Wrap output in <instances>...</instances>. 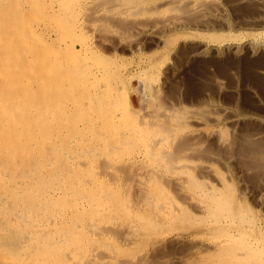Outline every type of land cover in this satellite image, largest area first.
Masks as SVG:
<instances>
[{"label": "rangeland", "instance_id": "374dc122", "mask_svg": "<svg viewBox=\"0 0 264 264\" xmlns=\"http://www.w3.org/2000/svg\"><path fill=\"white\" fill-rule=\"evenodd\" d=\"M88 1L0 0V264H32L36 254L47 264H264V0ZM84 4L92 9L100 5L101 13L106 11L101 30L84 26L91 20L80 14L86 11ZM198 5L202 12L194 11ZM118 13L122 16L116 17ZM107 28L120 31L121 36ZM137 32V39L127 37ZM132 124L140 131L130 129ZM43 128L46 134L41 136ZM42 137L47 140L41 146ZM106 155L117 161L127 156L143 159L159 174L146 171L145 177V171L122 167L117 180L100 176ZM83 159L87 165L81 164ZM180 162L187 165L179 167ZM41 242L44 252H38ZM54 250L55 261L49 262ZM90 257L98 259L92 263Z\"/></svg>", "mask_w": 264, "mask_h": 264}, {"label": "bare ground", "instance_id": "6f19581e", "mask_svg": "<svg viewBox=\"0 0 264 264\" xmlns=\"http://www.w3.org/2000/svg\"><path fill=\"white\" fill-rule=\"evenodd\" d=\"M38 1H40V0H37V2ZM49 1V0H48ZM52 1V0H51ZM90 1V0H89ZM88 1V2H89ZM109 1V0H108ZM175 1V0H174ZM86 2V1H85ZM100 2V1H99ZM173 2V1H172ZM171 2V3H172ZM214 2H215V0H214ZM36 3V2H35ZM90 3V2H89ZM93 3V2H92ZM176 3V2H175ZM191 3V2H190ZM198 3V2H197ZM202 3V2H201ZM218 2H216V4H217ZM95 4V3H94ZM211 4H212V2H211ZM56 5V4H55ZM85 5V4H84ZM89 5H91V4H89ZM87 6V4L84 6V8H85V12L84 13H80V14H82V17L83 16H85V17H90L91 18V20H89V22L85 25L84 24V26L86 27V28H93V29H97L98 30V28H99V30H101L102 29V27H104L103 26V19H104V15H103V13H105V12H103V13H101L102 11V8H100L99 9V6H98V8L96 9H92L93 7H91V6ZM51 6V5H50ZM57 6H58V4H57ZM95 6V5H94ZM102 6V5H101ZM111 6V5H110ZM78 7V6H77ZM106 7V6H105ZM172 7H173V5H172ZM172 7H170V10H171V8ZM125 8V7H124ZM149 8V7H148ZM176 9H180L179 7L177 8V7H175ZM174 8V9H175ZM108 9V8H107ZM110 9V8H109ZM147 9V8H146ZM156 9V8H155ZM181 9H183L184 10V8H182L181 7ZM189 9V8H188ZM203 9H204V7H203ZM82 10H84V9H82ZM121 10V9H120ZM128 10V9H127ZM186 10V9H185ZM190 10V9H189ZM110 11V10H109ZM117 11V10H116ZM178 11V10H177ZM194 11L195 12H202V7L200 6V5H198L197 7H195L194 8ZM70 12V11H69ZM120 12H122V11H120ZM133 12V11H132ZM7 13H8V11H7ZM109 13V12H108ZM112 13V12H111ZM126 13V12H125ZM62 14V13H61ZM67 14V13H66ZM133 15V14H132ZM113 16V15H112ZM116 17L117 16H122V15H119V13L118 14H116L115 15ZM178 16H180V15H178ZM109 17V16H108ZM124 17V16H123ZM172 17V16H171ZM84 18V17H83ZM181 18V17H180ZM66 19V18H65ZM85 19V18H84ZM107 19V18H106ZM109 19V18H108ZM117 19V18H116ZM6 20V19H5ZM82 20V19H81ZM86 20V19H85ZM134 20V19H133ZM132 20V21H133ZM186 20V19H185ZM158 21V20H157ZM134 22V21H133ZM173 22V21H172ZM171 22V23H172ZM81 23H82V21H81ZM86 23V22H85ZM119 23V22H118ZM121 23V22H120ZM124 23V22H123ZM168 23V22H167ZM26 24V23H25ZM135 24V23H134ZM149 24V23H148ZM79 25H81V24H79ZM144 25V24H143ZM120 26V25H119ZM125 26H128V25H125ZM107 27V26H106ZM27 28H29V26L27 27ZM51 28V27H50ZM77 28V27H76ZM80 28V27H79ZM108 29V28H107ZM110 29V28H109ZM108 29V31L105 29V31H107V32H111L112 34H114V36H118V35H120L121 36V33H120V31L118 32V31H116L114 28V30L113 29H110L109 30ZM153 29V28H152ZM29 30V29H28ZM87 30V29H86ZM96 30V31H97ZM125 30V29H124ZM27 31V30H26ZM62 31V30H61ZM60 31V32H61ZM94 30H92V32H93ZM140 31V30H139ZM142 31V30H141ZM79 32V31H78ZM87 32V31H86ZM144 32V31H143ZM32 33V32H31ZM20 34V33H19ZM27 34H28V31H27ZM61 34V33H60ZM80 34V33H79ZM87 34V33H86ZM64 35V34H63ZM140 35V33L139 32H137V33H135V34H130V35H128L127 37H129L131 40H134V39H137L138 38V36ZM25 36H26V34H25ZM23 39V38H22ZM116 39V38H115ZM58 40V39H57ZM20 41V40H19ZM11 42H12V40H11ZM60 42V41H59ZM46 43V42H45ZM43 44V43H42ZM47 44V43H46ZM31 45V44H30ZM44 45V44H43ZM23 46V45H22ZM45 46V45H44ZM48 46H50V45H48ZM62 46V45H61ZM18 47H20V46H18ZM38 47V46H37ZM46 47V46H45ZM55 47V46H54ZM67 47H69V46H67ZM52 48V47H51ZM83 48V47H82ZM54 49V48H53ZM57 49V48H56ZM69 49V48H68ZM71 49V48H70ZM88 49V48H87ZM19 50V49H18ZM20 50H21V48H20ZM41 50H42V48H41ZM29 51V50H28ZM38 51V50H37ZM69 51H71V50H69ZM83 51V50H82ZM21 52H23V51H21ZM25 52V51H24ZM40 52V51H39ZM42 52V51H41ZM52 52H53V50H52ZM55 53V52H54ZM58 53H59V51H58ZM81 53V52H80ZM84 53V52H83ZM24 54V53H23ZM26 54V53H25ZM24 54V55H25ZM76 54H77V52H76ZM1 55V54H0ZM85 55V54H84ZM61 56H62V53H61ZM1 57V56H0ZM3 57V56H2ZM18 57V56H17ZM26 57H28V55H26ZM63 57V56H62ZM98 57V56H97ZM53 58V57H52ZM59 58V57H58ZM99 58V57H98ZM101 58V57H100ZM1 59V58H0ZM26 59V58H25ZM49 59V58H48ZM57 59V58H56ZM37 60H38V58H37ZM63 60V59H62ZM66 60V59H65ZM100 60V59H99ZM16 61V60H15ZM29 61V60H28ZM47 61V60H46ZM101 61V60H100ZM2 62V61H1ZM10 62H12V61H10ZM43 63H44V61H42ZM48 62V61H47ZM55 62V61H54ZM59 60H58V63L57 64H59ZM62 62V61H61ZM76 62V61H75ZM83 62V61H82ZM90 62H91V60H90ZM9 63V62H8ZM8 63L6 64V66H8ZM13 63V62H12ZM30 63V62H29ZM63 63V62H62ZM65 63H66V61H65ZM68 63V62H67ZM84 63V62H83ZM88 63V62H87ZM38 64H39V62H38ZM51 64V63H50ZM49 64V65H50ZM55 64V63H54ZM94 63H92V65H93ZM28 65V64H27ZM44 65H46V64H44ZM53 65V64H52ZM112 65V64H111ZM110 65V66H111ZM5 66V65H4ZM30 66V65H29ZM60 66H62V65H60ZM78 66V65H77ZM102 66V65H101ZM52 67V66H51ZM17 68V67H16ZM46 68V67H45ZM47 68H48V66H47ZM57 67H55V69H56ZM61 68V67H60ZM82 68V67H81ZM0 69H1V66H0ZM5 69H6V67H5ZM28 69V68H27ZM36 69V68H35ZM62 69H63V67H62ZM83 69V68H82ZM95 69V68H94ZM18 70V69H17ZM34 70V69H33ZM49 70H50V68H49ZM61 70V69H60ZM76 70V69H75ZM74 70V71H75ZM107 70V69H106ZM28 71V70H27ZM32 71V70H31ZM42 71V70H41ZM29 72V71H28ZM48 72V71H47ZM53 72V71H52ZM56 72V71H55ZM66 72V71H65ZM95 72H96V70H95ZM105 72V71H104ZM9 73V72H8ZM11 73V72H10ZM33 73V72H32ZM54 73V72H53ZM101 73V72H100ZM107 73V72H106ZM3 74V73H2ZM62 74V73H61ZM110 74V73H109ZM7 75V74H6ZM17 75V74H16ZM89 75H91V74H89ZM9 76V75H8ZM69 76V75H68ZM78 76H79V74H78ZM107 76V75H106ZM1 77H3V76H1ZM0 77V78H1ZM61 77V76H60ZM63 77V76H62ZM76 77V76H75ZM90 77V76H89ZM71 78V77H70ZM92 78V77H91ZM122 78V77H121ZM125 78V77H124ZM143 78V77H142ZM81 79H83V78H81ZM85 79V78H84ZM104 79H106V77L104 78ZM103 78H102V80H104ZM129 79V78H128ZM70 80V79H69ZM126 80V79H125ZM61 81H62V79H61ZM64 81V80H63ZM81 81V80H80ZM83 81V80H82ZM111 81V80H110ZM110 81L108 82V83H110ZM119 81V80H118ZM1 82H2V79H1ZM123 82H124V80H123ZM100 83V82H99ZM99 83H98V85H99ZM113 83H114V81H113ZM117 83V82H116ZM154 83V82H153ZM45 84V83H44ZM119 84V83H118ZM121 84V83H120ZM33 85V84H32ZM48 85H49V83H48ZM109 85V84H108ZM113 85H115V84H113ZM46 86V85H45ZM44 86V87H45ZM101 86H102V84H101ZM107 86V85H106ZM105 87V86H104ZM114 87V86H113ZM112 87V88H113ZM117 87H119V86H117ZM29 88V87H28ZM97 88V87H96ZM99 88V87H98ZM101 88V87H100ZM99 88V89H100ZM107 88H108V86H107ZM111 88V87H110ZM123 88V87H122ZM24 89H26L25 87H24ZM74 89H75V86H74ZM102 89H103V86H102ZM116 89V88H115ZM171 89V88H170ZM1 91H2V89H0ZM90 90V89H89ZM118 88H117V92H118ZM124 90H126V89H123V91ZM157 90V89H156ZM172 90V89H171ZM74 91V90H73ZM76 91V90H75ZM84 91V90H83ZM98 91V90H97ZM103 91H105V90H103ZM103 91H101L100 93L102 94V92ZM120 91V90H119ZM44 92V91H43ZM106 92H107V90H106ZM122 92V91H121ZM45 93H47V92H45ZM73 93V92H72ZM78 93V92H77ZM76 93V94H77ZM112 93V92H111ZM122 93H124V92H122ZM24 94V93H23ZM31 94V93H30ZM36 94V93H35ZM76 94H74V95H76ZM83 95H84V93H82ZM81 94V95H82ZM92 94V96H93V92L91 93ZM106 94V93H105ZM108 94H110V92L109 93H107L106 95H108ZM160 94V93H159ZM5 95V94H4ZM8 95V94H7ZM26 95V94H25ZM49 95V94H48ZM73 95V94H72ZM77 95H79V94H77ZM80 95V96H81ZM97 94H95L93 97H95ZM102 95H104V93L102 94ZM101 95V96H102ZM115 95V94H114ZM126 96H127V94H125ZM1 96V95H0ZM20 96V95H19ZM32 96V95H31ZM111 96V95H110ZM116 96V95H115ZM114 96V97H115ZM35 97H36V95H35ZM47 97H49V96H47ZM74 97V96H73ZM82 97H84V96H82ZM98 97V96H97ZM97 97H95V98H97ZM106 97V96H105ZM113 97V96H112ZM2 98V97H1ZM7 98V97H6ZM3 99V98H2ZM5 99V98H4ZM14 99V98H13ZM12 99V100H13ZM27 99V98H26ZM30 100H31V98H29ZM107 99H108V97H107ZM122 99V98H121ZM11 100V101H12ZM24 100V99H23ZM22 100V101H23ZM29 100V101H30ZM36 100H37V97H36ZM61 100H63L62 98H61ZM97 100V99H96ZM153 100H155V99H153ZM8 101H10V100H8ZM10 101V102H11ZM43 101H46L45 99H43ZM50 101V100H49ZM58 101V100H57ZM74 101H75V98H74ZM81 101V100H80ZM92 101V100H91ZM94 101H95V99H94ZM102 101H103V99H102ZM109 101V100H108ZM107 101V102H108ZM160 101V100H159ZM34 102H37V101H34ZM39 102H40V100H39ZM68 102V101H67ZM78 102V101H77ZM85 102V101H84ZM96 102V101H95ZM94 102V103H95ZM122 102V101H121ZM126 102H127V100H126ZM41 103H42V99H41ZM41 103H40V105H41ZM53 103H55V102H53ZM97 103V102H96ZM110 103V102H109ZM112 103V102H111ZM20 104V103H19ZM45 104V103H44ZM68 104V103H67ZM71 104V103H70ZM85 104V103H84ZM83 104V105H84ZM101 104V103H100ZM105 104V103H104ZM121 104V103H120ZM9 105V104H8ZM23 105V104H22ZM31 105H32V103H31ZM35 105V104H34ZM42 105H43V103H42ZM47 105H48V103H47ZM60 105V104H59ZM81 105V104H80ZM94 105V104H93ZM98 105V104H97ZM102 105V104H101ZM106 105V104H105ZM10 106V105H9ZM18 106V105H17ZM29 106V105H28ZM27 106V107H28ZM44 106V105H43ZM50 106V105H49ZM76 106V105H75ZM85 106V105H84ZM107 106V105H106ZM105 106V107H106ZM120 106V105H119ZM125 106V105H124ZM124 106H122V107H124ZM150 106V105H149ZM38 107H39V110H40V106L38 105ZM60 107V106H59ZM87 107V106H86ZM85 107V108H86ZM88 107H90V105L88 106ZM104 107V108H105ZM160 107V106H159ZM164 107V106H163ZM169 107V106H168ZM26 108V107H25ZM31 108V107H30ZM29 108V109H30ZM45 108V107H44ZM62 108V107H61ZM64 108V107H63ZM69 108H71V107H69ZM80 108V107H79ZM83 107H81V109H82ZM127 108V107H126ZM173 108V107H172ZM171 108V109H172ZM185 108V107H184ZM184 108H183V110H184ZM23 109V108H22ZM49 109V108H48ZM52 109V108H51ZM50 109V110H51ZM58 109V108H57ZM101 110H102V107L100 108ZM100 109L98 110V111H100ZM119 109V108H118ZM122 109V108H121ZM151 109V108H150ZM164 109H166V108H164ZM163 109V110H164ZM8 110H10L9 108H8ZM12 110V109H11ZM18 110V109H17ZM36 110V109H35ZM44 110V109H43ZM61 110V109H60ZM66 109H64V112H66L65 111ZM77 110V109H76ZM79 110V109H78ZM91 110V109H90ZM94 109H92V111H93ZM96 110V109H95ZM105 110V109H104ZM145 110V109H144ZM152 110H153V108H152ZM156 110H157V108L154 110L155 112H156ZM202 110V109H201ZM23 111H25V110H23ZM31 111H32V109H31ZM42 111V110H41ZM58 111V110H57ZM56 111V112H57ZM62 111V110H61ZM68 111H70L69 109H68ZM72 111H73V108H72ZM80 111V110H79ZM115 111V109L113 110V112ZM129 111V110H128ZM127 111V112H128ZM148 111H149V109H148ZM170 111V110H169ZM191 111V110H190ZM0 112H2V111H0ZM14 111H12V113H13ZM25 112H27V110L25 111ZM35 112V111H34ZM54 112V111H53ZM82 112V111H81ZM89 112V111H88ZM107 112V111H106ZM124 112V111H123ZM153 112V111H152ZM192 112V111H191ZM200 112V111H199ZM20 113V112H19ZM22 113V112H21ZM21 113H20V117H21ZM37 113V112H36ZM35 113V114H36ZM41 113V112H40ZM50 112H48V114H49ZM60 113V112H59ZM94 113V111L92 112V114ZM100 113H101V111H100ZM105 113V112H104ZM110 113H112V112H110ZM140 113H141V110H140ZM149 113V112H148ZM171 113V112H170ZM198 113V112H197ZM5 114V113H4ZM27 114V113H26ZM32 114H34V113H32ZM44 114H46L45 112H44ZM64 114V113H63ZM73 114H74V112H73ZM76 114V113H75ZM79 114V113H78ZM92 114H90V116H92ZM128 114H130V111H129V113ZM143 114H147V113H143ZM158 114H159V112H158ZM164 114V113H163ZM166 114V113H165ZM168 114V113H167ZM172 115H173V113H171ZM171 114H169V115H171ZM52 115H53V113H52ZM61 115V114H60ZM60 115H58L59 117H60ZM81 115V114H80ZM106 115V114H105ZM108 115V114H107ZM106 115V116H107ZM126 115V114H125ZM139 115V114H138ZM137 115V116H138ZM24 116V114L22 115V117ZM30 116V115H29ZM37 116H38V113H37ZM43 116V115H42ZM66 116V115H65ZM65 116H64V118H65ZM73 116V115H72ZM87 116V115H86ZM86 116H84V117H86ZM94 116V115H93ZM97 116H99L98 114H97ZM124 116V115H123ZM140 116V115H139ZM138 116V117H139ZM142 116H144V115H142ZM8 117H9V115H8ZM8 117H6V118H8ZM12 117V116H11ZM10 117V118H11ZM34 117V116H33ZM40 117H41V115H40ZM102 117V116H101ZM104 117V116H103ZM111 117H112V115H111ZM114 117H115V115H114ZM117 117V116H116ZM126 117H127V115H126ZM135 117V116H134ZM146 117H147V115H146ZM158 117V116H157ZM162 117V116H161ZM165 117V116H164ZM25 118V117H24ZM52 118V116L51 117H49V119H51ZM57 118V117H56ZM83 118V117H82ZM91 118V117H90ZM90 118H88V120L90 119ZM98 118V117H97ZM119 118V117H118ZM118 118H117V120H118ZM124 118V117H123ZM150 118V117H149ZM160 118V117H159ZM168 116H167V120H168ZM17 119H19V118H17ZM48 119V118H47ZM61 119V118H60ZM69 119V118H68ZM67 119V120H68ZM120 119H121V117H120ZM120 119L118 120V121H120ZM213 119V118H212ZM1 120V119H0ZM11 120V119H10ZM52 120V119H51ZM80 120V119H79ZM91 121H93V119H90ZM89 120V121H90ZM95 120V119H94ZM99 120V119H98ZM102 120V119H101ZM105 120H107V119H105ZM109 120V119H108ZM132 120V119H131ZM136 120V119H135ZM139 120H141V122H139L140 124L143 122L142 121V118H140ZM149 120H151V119H149ZM154 120V119H153ZM3 121V120H2ZM6 121V120H5ZM50 121V120H49ZM87 121V120H86ZM91 121H90V123H91ZM100 121V120H99ZM104 121V120H103ZM101 122L102 124L103 123H105V122ZM111 121V120H110ZM122 121V120H121ZM155 121V120H154ZM194 121V120H193ZM1 122V121H0ZM14 122V121H13ZM51 122V121H50ZM63 122V121H62ZM95 122V121H94ZM150 122H152V121H150ZM3 123V122H2ZM12 122H10V124H11ZM55 123V122H54ZM77 123H78V121H77ZM87 123V122H86ZM136 123V122H135ZM158 123V122H157ZM6 124L8 125V123L6 122ZM31 124H32V122H31ZM80 124V123H79ZM83 124V123H82ZM87 124H89V123H87ZM97 124H100L99 122L97 123ZM112 124V123H111ZM115 124V123H114ZM143 124V123H142ZM149 124V123H148ZM156 124V123H155ZM186 124V123H185ZM196 124V123H195ZM22 125H23V123H22ZM27 125V124H26ZM93 125V124H92ZM106 125V124H105ZM104 125V126H105ZM113 125V124H112ZM129 125H130V123H129ZM132 125H134V128H130V129H135V131H137V129H139V128H136L135 126V124H132ZM157 125H159L160 126V124L158 123ZM20 126V125H19ZM109 126V125H108ZM108 126H106V127H108ZM118 126V125H117ZM117 126H116V128H117ZM121 126V125H120ZM123 126V125H122ZM167 126V125H166ZM31 127H32V125H31ZM88 127V126H87ZM93 127V126H92ZM98 127V126H97ZM14 128V127H13ZM12 128V129H13ZM17 128V127H16ZM26 128V127H25ZM51 128H53V126H51ZM86 128V127H85ZM115 128V129H116ZM146 128V127H145ZM148 128H149V126H148ZM147 128V129H148ZM152 128V127H151ZM154 128H156V127H154ZM159 128H161V126L160 127H158V129ZM164 128V127H163ZM167 128H168V126H167ZM34 129V128H33ZM58 129V128H57ZM82 129H84V128H82ZM99 129V128H98ZM104 129H105V127H104ZM6 130V129H5ZM4 130V131H5ZM15 130V129H14ZM13 130V131H14ZM117 130H119V132H120V129H117ZM126 130V129H125ZM124 130V132H126ZM46 131V129L45 128H43L42 130H40L39 132H40V135L42 136V135H45L46 133H44ZM55 131V130H54ZM64 131V130H63ZM107 131H108V128H107ZM106 131V132H107ZM139 131H140V129H139ZM168 131V130H167ZM255 131V130H254ZM10 132H11V130H10ZM23 132V131H22ZM53 132V131H52ZM72 132H74V131H72ZM71 132V133H72ZM98 132V131H97ZM118 132V131H117ZM117 132H115V135H117V137H118V134H116ZM145 132V131H144ZM218 132V131H217ZM1 133V132H0ZM5 133V132H4ZM12 133V132H11ZM17 133V132H16ZM35 133V132H34ZM54 133V132H53ZM100 133H102V132H100ZM114 133V132H113ZM134 133V132H133ZM143 133V132H142ZM158 133V132H157ZM55 134V133H54ZM73 134V133H72ZM166 134V133H165ZM9 135V134H8ZM10 135H13V133L12 134H10ZM9 135V136H10ZM19 135V134H18ZM36 135H37V133H36ZM69 135V134H68ZM101 135H104V133H102ZM130 135V134H129ZM151 134H149V136H150ZM15 136V135H14ZM17 136V135H16ZM15 136V137H16ZM49 135H46V137L45 138H47ZM54 136V135H53ZM57 136V135H56ZM71 136V135H70ZM96 136V135H95ZM110 136V135H109ZM127 136V135H126ZM220 136V135H219ZM13 137V136H12ZM11 137V138H12ZM36 137V136H35ZM40 137V136H39ZM63 137V136H62ZM66 137V136H65ZM114 138H116L115 136H113ZM190 137V136H189ZM25 138V137H24ZM44 137H42L41 138V140L39 139V142L41 143V146L43 145V143L47 140V139H45V141H44V139H43ZM76 138V137H75ZM86 138H88V137H86ZM121 138V137H120ZM123 138V137H122ZM128 138V137H127ZM133 138V137H132ZM165 138V137H164ZM171 137H169V139H170ZM179 138V137H178ZM8 139V138H7ZM14 139V138H13ZM20 139H22V138H20ZM27 139V138H26ZM32 139H34V137H32ZM77 139V138H76ZM130 139V138H129ZM146 139V138H145ZM144 139V140H145ZM158 139H159V137H158ZM169 139H168V141H169ZM10 140V139H9ZM9 140H7V141H9ZM58 140V139H57ZM68 140V139H67ZM86 140V139H85ZM119 140V139H118ZM134 140V139H133ZM148 140H149V138H148ZM175 140V139H174ZM173 140V141H174ZM197 140V139H196ZM6 141V142H7ZM16 141V140H15ZM28 141V140H27ZM53 141V140H52ZM77 141V140H76ZM81 141V140H80ZM89 141V140H88ZM129 141H131V140H129ZM137 141V140H136ZM159 141V140H158ZM11 142H14L13 140H11ZM26 142V141H25ZM24 142V143H25ZM33 142V141H32ZM64 142H66V141H64ZM69 142V141H68ZM91 142H92V140H91ZM97 142V141H96ZM95 142V143H96ZM126 141H124L123 143H125ZM155 142V141H154ZM18 143V142H17ZM27 143V142H26ZM28 143H29V141H28ZM53 143H55L54 141H53ZM120 143V142H119ZM131 143V142H130ZM135 143V142H134ZM147 143H148V141H147ZM169 143H170V141H169ZM189 143H191V142H189ZM6 144V143H5ZM4 144V145H5ZM34 144V143H33ZM45 144V143H44ZM60 144H61V142H60ZM158 144V143H157ZM221 144V143H220ZM12 145V144H11ZM14 145V144H13ZM16 145V144H15ZM14 145V146H15ZM28 145V144H27ZM32 145V144H31ZM36 145V144H35ZM55 145V144H54ZM65 145V144H64ZM64 145H63V147H64ZM75 144L73 143V146H74ZM80 145V144H79ZM82 145H84V144H82ZM81 145V146H82ZM138 145V144H137ZM140 145V144H139ZM153 145V144H152ZM185 145V144H184ZM192 145V144H191ZM250 145V144H249ZM17 146V145H16ZM60 146V145H59ZM95 146V145H94ZM128 146V145H127ZM154 146H155V144H154ZM171 146V145H170ZM188 146H190V145H187V147ZM197 146V145H196ZM5 147V146H4ZM18 147V146H17ZM25 147V146H24ZM54 147H56V145L54 146ZM72 147V146H71ZM96 147V146H95ZM99 147V146H98ZM110 147V146H109ZM112 147V146H111ZM124 147H126V146H124ZM134 147H137V146H135L134 145ZM167 147V146H166ZM180 147V146H179ZM185 147V146H184ZM224 147V146H223ZM227 147V146H226ZM251 147H252V145H251ZM13 148H15V147H13ZM27 148H29V147H27ZM27 148H26V150H27ZM33 148V147H32ZM39 148H40V146H39ZM49 148H52V147H49ZM48 148V149H49ZM58 148H60V147H58ZM58 148H57V150H58ZM91 148V147H90ZM119 148V147H118ZM138 148V147H137ZM181 148V147H180ZM204 148V147H203ZM19 149V148H18ZM48 149L45 151V152H47L48 151ZM56 149V148H55ZM64 149V148H63ZM69 149H71V148H69ZM80 149V148H79ZM88 149V148H87ZM92 149V148H91ZM90 149V150H91ZM97 149V148H96ZM115 149V148H114ZM134 149V148H133ZM154 149V148H153ZM153 149H151V150H153ZM178 149V148H177ZM182 149H183V147H182ZM186 149V148H185ZM205 149V148H204ZM219 149V148H218ZM1 150H4V149H1ZM11 150H13L12 148H11ZM16 150V149H15ZM14 150V151H15ZM72 150V149H71ZM89 150V151H90ZM99 150V149H98ZM110 150V149H109ZM140 150V149H139ZM143 150V149H142ZM164 150H166L165 148H164ZM168 150V149H167ZM166 150V151H167ZM196 150V149H195ZM20 152H21V150H19ZM30 151V150H29ZM61 150H59V152H60ZM73 151H74V149H73ZM82 151V150H81ZM80 151V152H81ZM87 151V150H86ZM96 151V150H95ZM165 151V152H166ZM183 151V150H182ZM192 151V150H191ZM252 151V150H251ZM253 151H255V150H253ZM3 152V151H2ZM17 151H15V153H16ZM19 152V153H20ZM53 152V151H52ZM58 152V151H57ZM88 152V151H87ZM102 152V151H101ZM100 152V153H101ZM152 152V151H151ZM164 152V153H165ZM183 152H185V151H183ZM198 152V151H197ZM256 152H258L257 150H256ZM254 153L255 155L257 154V153ZM1 153V152H0ZM51 153V152H50ZM63 153V152H62ZM79 153V152H78ZM82 153H83V151H82ZM89 153V152H88ZM161 153H163V152H161ZM166 153H171V152H169V151H167ZM195 154H197L196 152H194ZM199 153V152H198ZM203 153V152H202ZM30 154V153H29ZM32 154V153H31ZM35 154H36V152H35ZM49 154V153H48ZM47 154V155H48ZM55 154V153H54ZM81 154V153H80ZM102 154V153H101ZM153 154V153H152ZM207 154V153H206ZM218 154V153H217ZM248 154V153H247ZM250 154V153H249ZM253 154V153H252ZM263 154V153H262ZM20 155H22V154H20ZM33 155V154H32ZM42 155V154H41ZM60 155V154H59ZM58 155V156H59ZM70 155V154H69ZM79 155V154H78ZM96 155V154H95ZM98 155H99V153H98ZM162 155V154H161ZM166 155V154H165ZM170 155V154H169ZM172 155V154H171ZM187 155V154H186ZM198 155V154H197ZM17 155H15V157H16ZM27 156H28V154H27ZM44 155H42L41 157H43ZM57 156V155H56ZM185 156V155H184ZM191 156V155H190ZM260 156V155H259ZM36 157H37V155H36ZM35 157V158H36ZM38 157H40V156H38ZM50 157V156H49ZM78 157V156H77ZM172 157H174V155L172 156ZM176 157V156H175ZM255 157H257V155L255 156ZM18 158V157H17ZM33 158H34V155H33ZM34 158V159H35ZM47 158V157H46ZM51 158V157H50ZM70 158H73V156L72 157H70ZM79 158V157H78ZM177 158V157H176ZM191 158V157H190ZM1 159V158H0ZM20 159H21V157H20ZM26 159V158H25ZM24 159V160H25ZM29 159H32V157L31 158H29ZM66 159V158H65ZM213 159V158H212ZM48 160V159H47ZM58 160V159H57ZM57 160H56V162H57ZM168 160H170V159H168ZM30 161V160H29ZM35 161V160H34ZM51 161V160H50ZM81 161V160H80ZM102 161V160H101ZM103 161L105 162V166L103 165V172H99L100 173V176H101V174H104L105 176H110V177H112L114 180H117L116 179V177L118 176L117 174H118V170H120L122 167H126V169H127V167L128 168H130V169H135V170H137V171H139V172H142V171H145V175H143L142 173V176H147V174L148 173H151V174H156V176H158V172H159V169L156 167V166H152V165H150V164H148V163H146L143 159H132V157H126L125 159H123V160H121V161H117L114 157H113V155H106V156H103ZM18 162L20 163V160H18ZM17 162V163H18ZM25 162H26V160H25ZM37 162V161H36ZM35 162V163H36ZM45 162H46V160H45ZM47 162H49V161H47ZM53 162V161H52ZM64 162V161H63ZM62 162V163H63ZM75 162V161H74ZM5 163H7L6 161H5ZM33 163V162H32ZM43 162H41V164H42ZM54 163V162H53ZM65 163V162H64ZM69 163V162H68ZM101 163V162H100ZM160 163V162H159ZM170 163V162H169ZM4 164V163H3ZM25 164H30L29 162H27V163H25ZM34 164V163H33ZM38 164H40V163H38ZM58 164V163H57ZM81 164L82 165H87L88 164V161L86 160V159H83L82 161H81ZM158 164V163H157ZM189 164V163H188ZM196 164V163H195ZM250 164V163H249ZM9 165H10V163H9ZM32 165V164H31ZM42 165H44V164H42ZM62 165V164H61ZM101 165V164H100ZM178 165H179V167H183V166H185V165H187V164H181V162L180 163H178ZM190 165V164H189ZM4 166V165H3ZM26 166V165H25ZM28 166H30V165H28ZM33 166V165H32ZM49 166V165H48ZM69 166V165H68ZM71 166V165H70ZM194 166V165H193ZM205 166V165H204ZM21 167H24V166H21ZM52 167V166H51ZM53 167H54V165H53ZM67 167V166H66ZM178 167V166H177ZM195 167V166H194ZM25 168V167H24ZM36 168V167H35ZM47 168V167H46ZM49 168V167H48ZM85 168V167H84ZM161 168H162V166H161ZM20 169V168H19ZM27 168H25V170H26ZM123 169V168H122ZM125 169V168H124ZM28 170V169H27ZM51 170H52V168H51ZM82 170V169H81ZM80 170V171H81ZM86 170V169H85ZM141 170V171H140ZM161 170V169H160ZM22 171V170H21ZM20 171V172H21ZM24 171V170H23ZM136 171V172H137ZM146 171H147V174H146ZM162 172H163V170H161ZM183 171V170H182ZM17 172H19V171H17ZM36 172V171H35ZM41 172H42V170H41ZM46 172V171H45ZM65 172V171H64ZM70 172H71V170H70ZM76 172V171H75ZM122 172V171H121ZM120 172V173H121ZM12 173V172H11ZM54 173V172H53ZM126 173V172H125ZM138 173V172H137ZM158 173V174H157ZM72 174V173H71ZM123 174V173H122ZM132 174V173H131ZM136 174V173H135ZM134 174V175H135ZM161 174V173H160ZM164 174H165V172H164ZM38 175V174H37ZM48 175V174H47ZM61 175V174H60ZM103 175V176H104ZM136 175H138V174H136ZM148 175H150V174H148ZM18 176V175H17ZM32 175H30V177H31ZM36 176V175H35ZM72 176V175H71ZM83 175H81V177H82ZM152 176V175H151ZM202 176V175H201ZM79 177V176H78ZM77 177V178H78ZM110 177H109V181H110ZM120 177V176H119ZM123 177V176H122ZM125 177V176H124ZM127 177V176H126ZM134 177V176H133ZM138 177H139V175H138ZM144 177V178H145ZM160 177V176H159ZM162 177V176H161ZM160 177V178H161ZM42 177H40V179H41ZM61 178V177H60ZM74 178V177H73ZM90 178H92V177H90ZM93 178H94V176H93ZM111 178V179H112ZM158 178V177H157ZM181 178V177H180ZM250 178V177H249ZM37 179H38V177H37ZM75 179V178H74ZM96 179V178H95ZM153 179V178H152ZM163 179H165V178H163ZM175 179H178V178H174V179H172V180H174V182H175ZM184 179V178H183ZM39 180V179H38ZM61 180V179H60ZM91 180V179H90ZM140 180V179H139ZM146 180H147V178H146ZM179 180V179H178ZM178 180H176V181H178ZM180 180H182V178L180 179ZM190 180V179H189ZM28 181V180H27ZM29 181H31L30 179H29ZM69 181V180H68ZM84 181V180H83ZM87 181V180H86ZM86 181L84 182V183H86ZM92 181V180H91ZM112 181V180H111ZM141 181V180H140ZM10 182V181H9ZM48 182V181H47ZM55 182V181H54ZM61 182V181H60ZM89 182V181H88ZM118 182V181H117ZM27 183V182H26ZM36 183V182H35ZM75 183V182H74ZM89 183H91V182H89ZM96 183V182H95ZM104 183V182H103ZM103 183H102V181H99L98 180V182H97V184H102L103 185ZM113 183V182H112ZM116 183V182H115ZM138 183V182H137ZM142 183V182H141ZM145 183V182H144ZM205 183V182H204ZM61 184V183H60ZM110 184V183H109ZM118 184V183H117ZM139 184V183H138ZM138 184H136V185H138ZM24 185V184H23ZM33 185V184H32ZM112 185H114V184H112ZM129 185V184H128ZM153 185V184H152ZM179 185V184H178ZM30 186H31V182H30ZM51 186V185H50ZM55 186V185H54ZM61 186V185H60ZM65 186H68V185H65ZM123 186H124V184H123ZM134 186V185H133ZM139 187H140V185H138ZM209 186V185H208ZM18 187V186H17ZM35 187V186H34ZM46 187V186H45ZM57 187V186H56ZM96 187L97 186H95V189H96ZM128 187V186H127ZM142 187H143V185H142ZM16 188V187H15ZM27 188V187H26ZM50 188V187H49ZM60 188V187H59ZM69 188V187H68ZM67 188V189H68ZM73 188V187H72ZM102 188V187H101ZM145 188V187H144ZM143 188V189H144ZM185 188V187H184ZM14 189V188H13ZM17 189V188H16ZM19 189H21V188H19ZM28 189V188H27ZM33 189V188H32ZM38 189H39V187H38ZM43 189V188H42ZM65 189H66V187H65ZM90 189H92V188H90ZM113 189V188H112ZM146 189V188H145ZM155 189V188H154ZM34 190V189H33ZM41 190V189H40ZM53 190H57V189H53ZM72 190V189H71ZM71 190H69V191H71ZM77 190V189H76ZM101 190V189H100ZM130 190V189H129ZM147 190V189H146ZM183 190V189H182ZM36 191H38V190H36ZM73 191H75V190H73ZM92 191V190H91ZM99 191V190H98ZM8 192V191H7ZM14 192V191H13ZM15 192H17V191H15ZM19 192V191H18ZM31 192V191H30ZM39 192V191H38ZM43 192V191H42ZM93 192H94V190H93ZM101 192H102V190H101ZM100 192V193H101ZM107 192H109V191H107ZM143 192V191H142ZM197 192V191H196ZM33 193H34V191H33ZM65 193V192H64ZM144 193V192H143ZM142 193V194H143ZM24 195H25V193H23ZM44 194H46V193H44ZM57 194V193H56ZM91 194H92V192H91ZM114 194V193H113ZM134 194V193H133ZM176 194V193H175ZM29 195V194H28ZM36 195V194H35ZM48 195V194H47ZM85 195H87V194H85ZM98 195H100V194H98ZM97 195V196H98ZM106 195V194H105ZM164 195V194H163ZM182 195V194H181ZM46 196V195H45ZM101 196H103L102 194H101ZM119 196V195H118ZM147 196V195H146ZM18 197V196H17ZM25 197V196H24ZM100 197V196H99ZM131 197V196H130ZM134 197V196H133ZM139 197V196H138ZM145 197V196H144ZM178 197V196H177ZM30 198H31V196H30ZM43 198V197H42ZM57 198H58V196H57ZM70 198V197H69ZM78 198V197H77ZM88 198H90L89 196H88ZM95 198H97V197H95ZM103 198V197H102ZM105 198V197H104ZM112 198V197H111ZM132 198V197H131ZM4 199V198H3ZM18 199V198H17ZM26 199V198H25ZM32 199V198H31ZM34 199V198H33ZM33 199L31 200V201H33ZM44 199V198H43ZM43 199H41V200H43ZM53 199V198H52ZM68 199V198H67ZM91 199V198H90ZM106 199H107V197H106ZM155 199V198H154ZM180 199V198H179ZM28 200V199H27ZM37 200H39V199H37ZM70 200V199H69ZM71 200H72V198H71ZM140 200V199H139ZM62 201V200H61ZM87 201V200H86ZM107 202H108V199L106 200ZM152 201V200H151ZM170 201V200H169ZM27 202V201H26ZM34 202V201H33ZM33 202H32V204H33ZM38 202V201H37ZM36 202V203H37ZM57 202V201H56ZM80 202V201H79ZM150 202V201H149ZM163 202H164V200H163ZM167 202V201H166ZM173 202V201H172ZM4 203V202H3ZM2 203V204H3ZM13 203V202H12ZM25 203V202H24ZM23 203V204H24ZM28 203V202H27ZM30 203V202H29ZM35 203V202H34ZM40 203V202H39ZM61 203H63V202H61ZM60 203V204H61ZM70 203H71V201H70ZM91 203V202H90ZM99 203H101L100 201H99ZM41 204V203H40ZM84 204V203H83ZM88 204H89V202H88ZM131 204V203H130ZM9 205V204H8ZM17 205V204H16ZM27 205V204H26ZM31 205V204H30ZM54 205V204H53ZM55 205H56V203H55ZM76 205V204H75ZM77 205H78V203H77ZM100 205V204H99ZM115 205V204H114ZM191 205V204H190ZM195 205V204H194ZM15 206V205H14ZM40 206V205H39ZM43 205L41 204V207H42ZM51 206V205H50ZM96 207H97V205H95ZM1 207V206H0ZM12 207V206H11ZM19 207V206H18ZM31 207H32V205H31ZM45 207H46V205H45ZM56 207V206H55ZM100 207V206H99ZM99 207H97V208H99ZM117 207V206H116ZM165 207V206H164ZM6 208V207H5ZM16 208V207H15ZM34 208V207H33ZM57 208V207H56ZM69 208V207H68ZM118 208V207H117ZM163 208V207H162ZM169 208V207H168ZM175 208V207H174ZM17 209V208H16ZM47 209V208H46ZM49 209V208H48ZM51 209V208H50ZM59 209V208H58ZM80 209V208H79ZM96 209V208H95ZM109 209V208H108ZM108 209H107V211H108ZM111 209V208H110ZM114 208H112L111 209V212H112V210H113ZM118 209H122V208H118ZM138 209V208H137ZM10 210V209H9ZM12 210H15V209H12ZM25 210V209H24ZM35 210V209H34ZM33 210V211H34ZM36 210H39V209H36ZM42 210H43V208H42ZM66 210V209H65ZM78 210V209H77ZM1 211V210H0ZM4 211H5V209H4ZM46 211H48V210H46ZM97 211H98V209H97ZM119 211V210H118ZM117 211V212H118ZM122 211V210H121ZM11 212V211H10ZM43 212V211H42ZM42 212H40V213H42ZM60 211H58V213H59ZM67 212V211H66ZM16 213V212H15ZM25 213V212H24ZM45 213V212H44ZM90 214H91V212H89ZM123 213V212H122ZM7 214V213H6ZM18 214V213H17ZM49 214V213H48ZM47 214V215H48ZM71 214V213H70ZM83 214H84V212H83ZM127 214V213H126ZM14 215V214H13ZM25 215V214H24ZM23 215V216H24ZM38 215V214H37ZM37 215H36V217H37ZM76 215H77V211H76ZM82 215V214H81ZM99 215V214H98ZM108 215V214H107ZM129 215V214H128ZM21 216V215H20ZM49 216H51V214L49 215ZM72 216V215H71ZM109 216V215H108ZM187 216V215H186ZM17 217H18V215H17ZM57 217V216H56ZM61 217H62V215H61ZM64 217H65V215H64ZM78 217V216H77ZM80 217V216H79ZM84 217V216H83ZM87 217H90V215L89 216H87ZM92 217V216H91ZM116 217V216H115ZM114 217V218H115ZM128 217V216H127ZM130 217V216H129ZM16 218V217H15ZM18 218H20V217H18ZM24 218V217H23ZM22 218V219H23ZM29 218V217H28ZM31 218V217H30ZM39 218V217H38ZM44 218V217H43ZM59 218V217H58ZM76 218V217H75ZM86 218V217H85ZM102 218V217H101ZM113 218V217H112ZM111 217H110V219H112ZM135 218V217H134ZM3 219V218H2ZM77 219V218H76ZM76 219H75V221H76ZM83 219V218H82ZM81 219V220H82ZM96 219V218H95ZM131 219V218H130ZM129 219V220H130ZM11 220V219H10ZM32 220H34V219H32ZM47 220V219H46ZM116 220V219H115ZM44 221V220H43ZM42 221V222H43ZM57 221H59V220H57ZM67 221V220H66ZM125 221V220H124ZM35 222V221H34ZM52 222V221H51ZM50 222V223H51ZM74 222V221H73ZM82 222V221H81ZM89 222H90V220H89ZM93 222H95V221H93ZM16 223H18V222H16ZM15 223V224H16ZM29 223H31V222H29ZM38 223V222H37ZM55 223V222H54ZM53 223V224H54ZM86 223V222H85ZM91 223V222H90ZM96 223V222H95ZM129 223V222H128ZM23 224V223H22ZM52 224V223H51ZM75 225H76V223H74ZM94 224V223H93ZM18 224H16V226H17ZM25 225V224H24ZM23 225V226H24ZM26 225H28V224H26ZM36 225H38V224H36ZM58 225V224H57ZM67 225V224H66ZM119 225V224H118ZM2 226H3V224H2ZM10 226V225H9ZM12 226H14V225H12ZM64 226H65V224H64ZM63 226V227H64ZM82 226V225H81ZM84 226V225H83ZM93 227H94V225H92ZM20 227V226H19ZM35 227V226H34ZM53 227H54V229H57L56 228V223H55V225H53ZM62 227V226H61ZM66 227H68V226H66ZM71 227V226H70ZM73 227H75V226H73ZM96 227V226H95ZM127 227V226H126ZM145 227V226H144ZM29 228V227H28ZM60 228V227H59ZM81 228H84V227H81ZM86 228V227H85ZM101 228V227H100ZM124 228V227H123ZM128 228V227H127ZM130 228V227H129ZM9 229V228H8ZM15 229V228H14ZM26 229V228H25ZM37 229H39V228H37ZM45 229H47V228H45ZM50 229V228H49ZM63 229V228H62ZM74 229V228H73ZM78 229H79V227H78ZM98 229V228H97ZM101 229H103V228H101ZM133 229H135L134 227H133ZM44 230V229H43ZM68 230V229H67ZM94 230H96V228H94ZM121 230V229H120ZM137 230V229H136ZM17 231V230H16ZM46 232H47V230H45ZM63 231V230H62ZM65 231V230H64ZM72 231V230H71ZM70 231V232H71ZM78 231V230H77ZM87 231H89L88 229H87ZM99 231H100V229H99ZM103 231V230H102ZM123 231H125V230H123ZM31 232V231H30ZM56 232H57V230H56ZM98 232V231H97ZM101 232V231H100ZM126 232V231H125ZM129 232V231H128ZM136 232V231H135ZM27 233V232H26ZM54 233V232H53ZM59 233H60V230H59ZM68 233V232H67ZM72 233V232H71ZM78 233V232H77ZM77 233H75V234H77ZM88 233V232H87ZM92 233V232H91ZM94 233H95V231H94ZM109 233V232H108ZM113 233V232H112ZM111 233V234H112ZM130 233H132L133 234V232H130ZM8 234V233H7ZM10 234V233H9ZM45 234V233H44ZM51 234H52V232H51ZM50 234V235H51ZM56 234V233H55ZM54 234V235H55ZM74 234V233H73ZM97 234V233H96ZM131 234V235H132ZM136 234V233H135ZM30 235V234H29ZM38 235V234H37ZM53 235V236H54ZM84 235V234H83ZM91 235V234H90ZM108 235V234H107ZM128 235V234H127ZM26 236H28V235H26ZM39 236V235H38ZM60 236V235H59ZM58 236V237H59ZM70 236V235H69ZM69 236H67V237H69ZM74 236V235H73ZM79 236H80V234H79ZM81 236H82V234H81ZM86 236V235H85ZM92 236V235H91ZM116 236H117V234H116ZM138 236V235H137ZM3 237V236H2ZM20 237V236H19ZM21 237H23V236H21ZM39 237H41V236H39ZM57 237V236H56ZM56 237H54V239L56 238ZM57 237V238H58ZM87 237H88V235H87ZM95 237H97V236H95ZM113 237V236H112ZM132 237V236H131ZM130 237V238H131ZM90 238H92V237H90ZM115 238V237H114ZM120 238V237H119ZM127 238V237H126ZM133 238V237H132ZM18 239V238H17ZM29 239V238H28ZM40 239V238H39ZM49 239V238H48ZM74 239V238H73ZM78 239H79V237H78ZM84 239H85V237H84ZM87 239V238H86ZM121 239V238H120ZM134 239V238H133ZM6 240H8V239H6ZM26 240V239H25ZM44 240H45V238H44ZM51 240V239H50ZM123 240V239H122ZM126 240V239H125ZM9 241V240H8ZM46 241V240H45ZM48 241V240H47ZM85 241V240H84ZM95 241V240H94ZM124 241V240H123ZM131 241V240H130ZM20 242V241H19ZM23 242V241H22ZM38 242V241H37ZM36 242V243H37ZM76 243L78 242L77 240L75 241ZM93 242V241H92ZM92 242H90V243H92ZM99 242V241H98ZM112 242V241H111ZM42 243L43 242H41V245L40 246H42ZM48 243V242H47ZM46 243V244H47ZM51 243V242H50ZM55 243V242H54ZM60 243H62V242H60ZM88 243V242H87ZM114 243V242H113ZM122 243V242H121ZM123 243H125V242H123ZM11 244H13V242L11 243ZM25 244H26V242H25ZM30 244V243H29ZM45 244V245H46ZM55 244H57V243H55ZM75 244V243H74ZM79 244V243H78ZM5 245V244H4ZM3 245V246H4ZM19 245V244H18ZM81 245V244H80ZM121 245V244H120ZM30 246V245H29ZM85 246V245H84ZM83 246V247H84ZM140 246V245H139ZM2 247V246H1ZM12 247V246H11ZM19 247V246H18ZM52 247H53V245H52ZM72 247V246H71ZM76 247V246H75ZM81 247V246H80ZM101 247V246H100ZM6 248H8L7 246H6ZM33 248L34 249H36L34 246H33ZM47 248V247H46ZM45 248V249H46ZM69 248H70V246H69ZM74 248V247H73ZM72 248V249H73ZM85 248V247H84ZM92 248H95V246L93 247L92 246ZM91 248V249H92ZM97 248V247H96ZM130 248V247H129ZM156 248V247H155ZM236 248V247H235ZM9 249V248H8ZM12 249V248H11ZM22 249V248H21ZM26 249V248H25ZM51 249V248H50ZM100 249V248H99ZM4 250H6V249H4ZM15 250V249H14ZM23 250V249H22ZM29 250V249H28ZM27 250V251H28ZM44 250V247L42 246L39 250H38V252H41V251H43ZM47 250V249H46ZM77 250V249H76ZM75 250V251H76ZM94 250V249H93ZM245 250V249H244ZM19 251H20V248H19ZM70 251V250H69ZM89 251H92V250H89ZM103 251V250H102ZM5 252V251H4ZM7 253H8V250L6 251ZM16 252V251H15ZM33 252V251H32ZM44 252V251H43ZM51 252V254H49L48 256L50 257V259H49V262H50V260L53 262V261H55L54 260V257H55V253H56V250H54L53 252L52 251H50ZM74 252V251H73ZM81 252V251H80ZM79 252V253H80ZM95 252V251H94ZM25 253V252H24ZM29 253V252H28ZM35 253V252H34ZM60 253V252H59ZM78 253V254H79ZM96 253V252H95ZM99 253H101V252H99ZM145 253V252H144ZM238 253V252H237ZM4 254V253H3ZM14 254V253H13ZM20 253H18V255H19ZM27 254V253H26ZM38 254H41V253H38ZM66 254V253H65ZM75 254V253H74ZM105 254V253H104ZM103 253H102V255H104ZM112 254H113V252H112ZM115 254V253H114ZM15 255V254H14ZM25 255V254H24ZM30 255V254H29ZM28 255V256H29ZM34 255V254H33ZM45 255V254H44ZM61 255V254H60ZM62 255H63V253H62ZM67 255V254H66ZM79 255H81V254H79ZM95 255V254H94ZM106 255V254H105ZM111 255V254H110ZM240 255V254H239ZM1 256V255H0ZM7 256V255H6ZM17 256V255H16ZM27 256V255H26ZM40 256V255H39ZM47 256V255H46ZM57 256H58V254H57ZM68 256H70L69 255V253H68ZM139 256V255H138ZM4 257V256H3ZM3 257H1L2 258V260H3ZM31 257V256H30ZM43 257H45V256H43ZM48 257V258H49ZM82 257V256H81ZM80 257V258H81ZM94 257V256H93ZM97 257V256H96ZM95 257V258H96ZM105 257V256H104ZM124 257V256H123ZM14 258V260H15V257H13ZM20 258V257H19ZM32 258H34V257H32ZM59 258H61V257H59ZM70 258H71V256H70ZM83 258V257H82ZM91 258V257H90ZM89 258V259H90ZM95 258H91L90 259V261L93 263V261H95ZM112 258V257H111ZM125 258V257H124ZM27 259V258H26ZM56 259V258H55ZM64 259V258H63ZM68 259H69V257H68ZM86 259H88V258H86ZM98 258H96V260H97ZM132 259V258H131ZM140 258H138V260H139ZM19 259L17 258V260H15V261H18ZM22 260V259H21ZM40 260H42L41 258H40ZM45 260V259H44ZM39 261L38 259H37V254H36V256H35V261H33L32 262V264H47L45 261ZM5 261H6V259H5ZM10 261V260H9ZM23 261V260H22ZM28 261V260H27ZM58 261H60V260H58ZM134 261V260H133ZM13 261H11V263H12ZM24 262V261H23ZM63 262V261H62ZM66 262H68V261H66ZM73 262H75V261H73ZM80 261H78L77 263H79ZM82 262V261H81ZM112 262V261H111ZM119 262V261H118ZM16 263H18V262H15V264ZM28 263V262H27ZM61 263V262H60ZM76 263V264H77ZM85 263H87V262H84V264ZM106 263V262H105ZM116 263V262H115ZM136 263V262H135ZM134 263V264H135ZM139 263V262H138ZM141 263V262H140ZM50 264H51V262H50ZM55 264V263H54ZM94 264V263H93ZM95 264H96V262H95ZM98 264V263H97ZM99 264H102V263H100L99 262ZM123 264V263H122ZM126 264V263H125ZM132 264V263H131Z\"/></svg>", "mask_w": 264, "mask_h": 264}]
</instances>
